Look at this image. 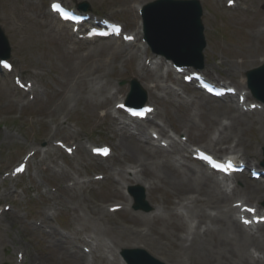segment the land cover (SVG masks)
<instances>
[{"label":"rangeland","instance_id":"1","mask_svg":"<svg viewBox=\"0 0 264 264\" xmlns=\"http://www.w3.org/2000/svg\"><path fill=\"white\" fill-rule=\"evenodd\" d=\"M64 1L74 7L87 3L92 12L120 21L130 29L139 18L138 3L142 5L151 0ZM48 2L0 0V25L11 45L15 68L35 86L31 99L15 89L10 74L0 73V208L4 204L11 206L0 216V264H79L54 245L56 237L68 235V241L76 247L87 245L86 238L96 233L105 243L113 239L117 248L121 242L130 240L134 231L141 229L150 237L147 242H140L150 249V254L169 264L181 260L183 252L178 236L186 234L180 229L184 221L172 212L165 218L148 222L135 219L133 215L175 207L186 214L178 204L185 203V194L189 191L179 193L157 181L154 193L145 196L151 211L131 207L107 215L101 211L102 208L105 211L107 204L127 201L124 191L117 190L108 174L113 175L131 162L122 156L120 140L105 115L107 108L119 100V95L102 102V96L92 94L89 89L95 88L101 80L102 84L121 88L125 96L129 86L119 84L120 81L136 78L145 90L139 75L132 71L138 62L134 57L122 60V55L112 53L108 41L74 42L75 38L65 27L46 16ZM200 3L206 40L202 72L242 87L240 81L245 71L262 64L261 58H264V0H241L236 8L226 7L225 0H200ZM126 50L122 52L126 54ZM141 54L148 57L150 50ZM158 93L166 96L162 91ZM72 95L75 98H70ZM97 99H100L99 105L95 104ZM157 105L167 130L182 134L184 106L158 100ZM184 105L187 109L192 107ZM59 114L67 115L68 121L64 123ZM209 116L207 111L205 117ZM207 128L204 135L193 136L191 132L189 143L205 146ZM242 128L243 139L235 149L239 156L254 148L262 154L264 124L255 122L251 127ZM49 137L63 140L67 145L109 144L115 155L106 160L88 159L79 146L71 156L62 152H49L47 156L35 154L26 174L14 180L3 178L25 152L45 147ZM242 140L244 145L249 144L247 148L242 147ZM256 141L260 142L259 146ZM262 159L256 160L255 165L260 166ZM93 172H103L105 177L95 181ZM240 177L239 187L243 186V180L253 182L246 176ZM73 181L75 184L68 187ZM235 198L230 197V201ZM185 220L189 222L187 216ZM91 246L88 247L94 251L96 244L91 242ZM98 251L91 264H116L101 252L99 256ZM18 252L22 254V261L16 256Z\"/></svg>","mask_w":264,"mask_h":264},{"label":"bare ground","instance_id":"2","mask_svg":"<svg viewBox=\"0 0 264 264\" xmlns=\"http://www.w3.org/2000/svg\"><path fill=\"white\" fill-rule=\"evenodd\" d=\"M165 24L169 25V22ZM140 28L141 26H138L135 33L138 40L142 38ZM167 36L166 34V39ZM109 45L112 47V53L116 52V55H122V60H128L134 57L135 61H138L136 56V54L139 56L138 50H136L135 53L131 45L124 43L127 47L120 46L118 39L110 40ZM143 47L146 49V44H143ZM125 48L129 50L127 51ZM125 50L127 51L126 54L123 53ZM261 60L263 61L264 59L261 58ZM145 61L146 58L143 60L139 58L138 63L133 66L132 71H136L135 73L139 75L138 78L144 85L148 97L153 99L151 96L154 95L156 91H163L164 89L168 96L178 95L171 87H165L160 83L162 80L159 73L163 63L159 60L155 62L150 59L147 65ZM249 64L252 66V62ZM262 70L264 73V68ZM166 71L168 73L170 70L167 68ZM174 79L177 84H180L178 76L174 77ZM98 81L99 83L95 88L98 89V91L94 88H90L89 91L98 97L102 96V101L108 100L107 98L112 99L123 91L121 88L115 87V90L110 95H106L105 93L108 92L113 85H104L101 83V80ZM258 81H260V79H258ZM240 84L242 88L246 90L245 96L248 98L250 93L245 86V78H242ZM70 98H75V96L72 95ZM168 100L171 101V98L168 97ZM210 100L211 99H208L206 95H199L195 96L193 101H191V108L187 109V107L183 105L185 103L181 104L184 106L182 110L183 116L185 115L183 128L186 135L191 132H193V136L198 134L204 135L205 129L208 127L206 132V147L216 151L222 149L228 151L230 149L232 153L238 152V150L235 149L239 140L243 139L241 135L243 134L244 128L242 127H245V125L251 127L255 122L264 124L263 111L253 110L245 112L238 104L236 105V103H233V101L223 104ZM99 103H101L100 99H97L95 104L99 105ZM244 105H246V103ZM207 111L210 112L209 118L205 117ZM117 112V110L113 109V112L109 110L105 115L111 117V113ZM122 123L123 122L118 118L114 119V126L119 124L117 125L119 129L116 130L120 140L118 145L123 151L122 156L128 157V161L132 164V169H136V172L134 174L129 173L130 176H127L126 170L121 169V171L118 172L120 181L126 183L127 180L130 179L140 183L144 188H146L144 184L146 183L150 191L148 194L154 193L158 182L167 187H171L179 193L181 191L185 193H187L186 191L190 192L187 194L184 193V206L187 209V215L191 218H195V223L193 225L186 224L184 221L180 224V229L186 231L184 236H178V245L180 251L183 252V257L180 258L181 260H173L171 264H186L183 261H187V264H264V225L258 230V232H260L258 235L246 233L235 219L234 213L237 212V209L230 204V197L232 196H237L238 199L236 200L242 201L243 204H257L262 201L264 199V185L261 182L250 183L243 180L242 187L235 184L230 189H227V187L221 185L215 178L207 175L197 162L193 166L188 163L189 160L182 159L179 161L178 157H176V153L179 152L177 147L169 151L156 147L149 142L142 141L138 137L140 134H145V130H143L140 124L137 125V133L133 136L129 133L131 131L130 128L126 125H122ZM209 127L211 128L209 129ZM160 130H162V128H160ZM262 137L264 138V133L261 134V138ZM241 144H243L242 147L244 146V148L249 146V144L244 145L243 140ZM255 144L259 146L260 142L256 141ZM80 147L86 152L83 145ZM181 149L185 151L186 147L184 144L181 145ZM245 155L250 156L252 160ZM241 157L246 163L248 162L250 165H254V161L261 158L262 154L260 150L254 148L252 151H249V153L244 151ZM141 175L142 178L143 176L146 178L141 180L139 178ZM238 180V176L234 175L232 182ZM2 214H5V212ZM133 217L144 222H148L151 219L149 213L135 212ZM152 218L154 220L159 219V215H153ZM141 231L142 230L134 231L130 240L124 243L121 242L119 248L126 247V249H131V247H141L150 251L147 246L140 243L147 242L150 239L146 232ZM64 238L65 240L63 241L60 237H56L54 245L61 248L63 252L69 253L71 260L75 263L88 264L86 258H82L81 254L74 249L71 241H68L69 236H64ZM110 240L105 243L103 238L96 233H94V237H92V243H97L95 247H99L100 250H109L107 253L113 255V251L118 249L113 239L111 240V244ZM86 242L91 244L88 240H86ZM128 254L135 264H145L143 261H137L130 250ZM102 255L105 256L106 253H102ZM154 256L156 257V255ZM158 259L165 264H169L160 257Z\"/></svg>","mask_w":264,"mask_h":264},{"label":"water","instance_id":"3","mask_svg":"<svg viewBox=\"0 0 264 264\" xmlns=\"http://www.w3.org/2000/svg\"><path fill=\"white\" fill-rule=\"evenodd\" d=\"M181 12H187V22L188 27L185 24L179 23L182 26L186 27V31L195 30L200 26V19H199V11L198 12H190V10L193 8L191 5L182 6ZM163 18H167L165 13L161 10L154 11L153 13H149L148 21H147V31H148V39L153 45L154 49L157 50H163L165 51L169 56L173 57L177 61H187V62H193L194 64H198V57L200 54L201 49V41L200 37L198 36H192L191 34H185L182 40V44L180 45H174L173 48L165 49V48H159L153 41H158L155 37V30L157 22L162 21ZM179 22V21H177ZM174 27V31H176ZM168 32L165 29L158 30L159 38L163 41H166L165 35ZM184 32V31H183ZM178 46V47H177ZM189 51V53H187ZM260 79V78H258ZM256 85L259 87V81H255ZM255 84L252 86L253 90L259 94L260 96L264 97V87L258 88Z\"/></svg>","mask_w":264,"mask_h":264},{"label":"snow or ice","instance_id":"4","mask_svg":"<svg viewBox=\"0 0 264 264\" xmlns=\"http://www.w3.org/2000/svg\"><path fill=\"white\" fill-rule=\"evenodd\" d=\"M229 167H231V165H229Z\"/></svg>","mask_w":264,"mask_h":264}]
</instances>
